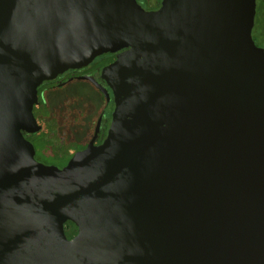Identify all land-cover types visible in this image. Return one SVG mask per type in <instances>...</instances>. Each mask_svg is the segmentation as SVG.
I'll list each match as a JSON object with an SVG mask.
<instances>
[{"label": "water", "instance_id": "water-1", "mask_svg": "<svg viewBox=\"0 0 264 264\" xmlns=\"http://www.w3.org/2000/svg\"><path fill=\"white\" fill-rule=\"evenodd\" d=\"M255 10L0 0V264H264ZM104 53L105 137L63 165L35 161L22 130L36 129L38 85Z\"/></svg>", "mask_w": 264, "mask_h": 264}, {"label": "flooded vegetation", "instance_id": "flooded-vegetation-1", "mask_svg": "<svg viewBox=\"0 0 264 264\" xmlns=\"http://www.w3.org/2000/svg\"><path fill=\"white\" fill-rule=\"evenodd\" d=\"M163 2L136 0L147 12H157ZM259 11H263L262 6L256 0L254 24ZM253 29L254 25V37ZM254 41L257 44L255 37ZM116 53L100 54L93 62L68 68L38 85L36 102L30 107L36 129L22 130L23 137L32 147L35 161L46 165H63L74 152L86 147L90 141L93 144L102 141L108 128L112 102L108 98V86L101 76V70ZM75 83L80 87L73 85ZM67 221L64 231L70 238L76 233V228Z\"/></svg>", "mask_w": 264, "mask_h": 264}, {"label": "rangeland", "instance_id": "rangeland-1", "mask_svg": "<svg viewBox=\"0 0 264 264\" xmlns=\"http://www.w3.org/2000/svg\"><path fill=\"white\" fill-rule=\"evenodd\" d=\"M262 14V11L257 13L256 23L254 24L253 29L255 40L261 47L264 46V16L262 17ZM73 85L80 87L78 83Z\"/></svg>", "mask_w": 264, "mask_h": 264}, {"label": "trees", "instance_id": "trees-1", "mask_svg": "<svg viewBox=\"0 0 264 264\" xmlns=\"http://www.w3.org/2000/svg\"><path fill=\"white\" fill-rule=\"evenodd\" d=\"M259 1H260L261 6H262V10H263V11H262V13H263L262 15L264 16V8H263V7H264V0H259ZM67 223L70 224V225H72V226L74 225V224H73L71 221H69V220L67 221Z\"/></svg>", "mask_w": 264, "mask_h": 264}]
</instances>
